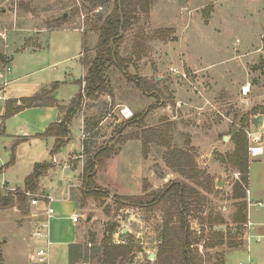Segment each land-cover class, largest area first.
Masks as SVG:
<instances>
[{"label":"rangeland","instance_id":"374dc122","mask_svg":"<svg viewBox=\"0 0 264 264\" xmlns=\"http://www.w3.org/2000/svg\"><path fill=\"white\" fill-rule=\"evenodd\" d=\"M82 5V0H0V54L14 56L15 75L44 69L20 85L30 90V84H46L51 79L59 82L56 98L61 106L77 96L84 76L80 56L84 39L73 28L85 27L88 51L84 56L94 57L100 16L112 10L110 7L100 10L101 14L75 15L73 12ZM64 14L68 22L62 30L45 31L48 24L56 26V19ZM165 30L174 33L161 37L160 32ZM40 31L43 32L39 35ZM38 40L40 49L34 52L32 45ZM120 54L128 62L129 75L155 87L156 94L144 93L118 68L112 67L106 73L112 95L103 94L93 101L84 99L81 111L93 131L88 133L86 126L81 129L79 117L74 116L71 136L74 141L81 139L82 145L80 151V142H77L78 159H70L69 164H76L75 169L82 161L84 166L85 142L94 143L93 151L114 148L115 154L98 165L96 177V185L109 197L100 200L86 197L81 177L75 180L70 174V179L61 170L53 177L41 179L42 188L50 191L55 200L52 206L56 218L50 222L53 245L48 264H69V243L91 242L100 247L111 225L116 230L114 243L123 240L135 249L123 264H155L163 224L168 218L166 207H120L114 197L145 196L177 180L196 187L206 199L199 218H189L190 230L198 243L194 246L198 264H264V207L254 206L250 210V219L255 224L252 234L263 236L261 243L252 242L250 257L247 249H240L244 246L243 226L239 225V235L232 234L238 210L237 201L232 199L233 188L236 182H241L242 175L228 162L235 150L230 132L246 123L244 132L250 147L253 133H261L260 127H263L256 118L261 116L264 125V114L256 118L251 114L256 109L264 111V0H155L150 14L140 15L139 22L126 33ZM72 77L75 82H71ZM248 86L250 91L244 95L243 88ZM125 104L136 108L130 119L121 115ZM69 107L64 109V116ZM136 115H146L144 127L147 128L160 126L163 120L166 124H175L172 146L186 148L194 158L197 168L191 172L192 179L182 177L167 166L164 147L151 144L145 156L144 128L127 125ZM46 117L32 111L28 119L41 124L40 120ZM222 122L228 127L221 129ZM82 131L87 135L84 141ZM263 140L262 133V146ZM51 144V140L36 141L16 147L13 162L12 149L4 153L0 146V156L5 159L7 153L11 155L8 163L14 165L18 160L16 167L0 175V195H4L6 183L21 189L6 191L5 196L24 190L25 179L34 171V164L51 160ZM67 150H62V154ZM249 160L251 177L246 191L264 194V164L256 159L251 162L250 156ZM238 174L240 179L236 177ZM69 180L74 181L70 193ZM219 182L225 185L219 187ZM33 198L35 195L28 196L27 215L17 205L0 211V264H33L26 257L36 229ZM262 199L264 203V196ZM254 200H257L255 195ZM73 213L83 215L76 225L70 219ZM218 234L224 237V244L212 248L210 244L220 240ZM37 245L34 253L42 247ZM259 249H263L262 255L257 257ZM151 254L155 257L151 258ZM78 264L99 263L95 260Z\"/></svg>","mask_w":264,"mask_h":264},{"label":"trees","instance_id":"16d2710c","mask_svg":"<svg viewBox=\"0 0 264 264\" xmlns=\"http://www.w3.org/2000/svg\"><path fill=\"white\" fill-rule=\"evenodd\" d=\"M155 0H82V8L76 9L73 13L101 14L100 10H105L112 7L110 13L106 16H100V25L96 28L98 33V42L95 49L94 57H85L87 49L88 32L85 27L82 28L84 41V53L82 60L83 67L87 70L84 79L79 83L84 84V90L80 91L72 100L66 115L60 123L51 125L43 136L56 138L55 146L51 155L54 156L66 144L69 143L71 137L70 125L74 116L81 111L84 99L96 100L99 96L107 94L112 95L110 89V80L106 76L107 71L112 68H118L122 74L133 82L137 88L144 93H154L155 87L149 86L143 79L133 78L128 73V62L120 54V45L125 38L126 33L132 29L138 22L140 15H149ZM64 14L61 18L56 19V26L48 24V29H63L68 22V18ZM86 24V23H85ZM91 31V30H90ZM90 33V32H89ZM173 30H165L160 32L161 37L173 34ZM10 59L4 54H0V70L9 65ZM58 88L55 84L53 90H44L40 94L32 98L8 101L6 104V114L2 120L9 119L21 113L26 109L41 106H53V93ZM156 94V93H154ZM252 116L256 117L264 114V111L254 110ZM146 115H136L133 119L128 120L127 125L135 124L139 128H144L142 139L144 144V154L147 157L146 150L151 144L167 149L164 160L170 168L178 172L186 179H192L191 172L197 168V164L186 148L172 146V133L176 130L173 123H161L155 128L144 127ZM85 121V126L92 132L91 123ZM246 123H243L241 129H235L230 134L235 146V150L228 157L233 167L242 175L241 182H236L233 188L232 199L237 201L238 210L234 217L236 229L232 231L233 236L240 233V226L247 223V204L246 188L249 185L250 175V160H249V142L244 132ZM6 133L4 124H0V137H4ZM20 142H16L12 147V162L15 160V148ZM94 143L85 142L83 151L87 156L84 163L81 182L83 192L86 197H93L100 200L109 197V194L101 190L96 185L97 168L103 161L111 158L114 154V148L101 147L93 151ZM52 168L51 164L43 163L36 164L34 171L25 180L24 190H17L14 196H0V209H7L13 206L18 207V210L23 215H27L26 211L28 204V195L38 194L39 181ZM16 197V200H15ZM205 197L194 186L183 180L170 182L165 188L159 192H151L145 196H115L114 202L120 207L131 208H149L155 206H165L167 212V220L163 224L162 234L160 238L159 251L156 256L155 264H198L197 255H195L194 246L197 245V240L194 238L190 230L189 218H199V213L205 203ZM17 203V204H15ZM220 224H225L220 222ZM116 233L115 226H108L105 237L100 247L94 246L91 242L88 244H72L69 246V264L91 263L98 261L99 264H123L131 257L135 249L130 242L125 245L114 243L113 238ZM238 233V234H236ZM220 240L217 243H212V248L223 245L224 237L220 234ZM91 244V246H89ZM237 245V243H236ZM197 251V250H196ZM146 264H152L148 262Z\"/></svg>","mask_w":264,"mask_h":264},{"label":"crops","instance_id":"0c3cea01","mask_svg":"<svg viewBox=\"0 0 264 264\" xmlns=\"http://www.w3.org/2000/svg\"><path fill=\"white\" fill-rule=\"evenodd\" d=\"M57 30H62V29H47L45 31L51 32V31H57ZM73 30H78L83 35L82 29L75 27V28H73ZM41 32H43V31H40L39 35L41 34ZM83 39L85 41L84 36H83ZM86 42H87V39H86ZM32 47L33 48L35 47L33 50H34V52H37L40 49L39 48L40 47L39 46V40H38V43H36L35 45H32ZM26 48H28V47H24L23 49L26 50ZM16 52L20 53L23 51L17 50ZM83 53H84V49L82 50V53L80 55L81 57L83 56ZM4 55L6 57H8V59H10L11 61H10L8 66H6L5 68L0 70V124H4L5 130H6L5 136L0 137V146L2 147V149L4 150V153H5V151L6 152L10 151L16 142H20L17 145V148H19L23 144H31V143L36 142V141H50L51 140L52 144H51V148L49 151L50 155H51V152L53 151L54 146H55L56 138L45 137L43 135L51 125L60 123L63 120L64 109L67 108L71 104L72 100L74 99V96L68 101V104H65V102H64V104H62V106H61V104L58 102V100L56 98L57 93L55 91L53 93V98L55 100L53 106H41V107H33L30 109H26V110L22 111L21 113L15 115L14 117H11V118L3 121L2 118L6 114V104L8 101L16 100V101L20 102L21 99L35 97L38 94H40L41 92H43L44 90H47V91L53 90L55 84L59 83V82L52 81V79H51V81H48V83H46V84H41V83L30 84V86H31L30 90L25 89L24 86L20 85L21 82L23 80L29 79L30 77H32L34 75L39 74L44 69H41L38 71L34 70L31 73H29L28 71L21 72L19 75H15L14 67H13L14 56L12 54L10 56H7L6 54H4ZM81 63H82V60H81ZM82 67H83V65H82ZM24 70H25V68H24ZM83 70H84V76L82 77V80L87 74V70L84 67H83ZM71 82H75L73 77L71 78ZM81 90H82V86L80 85V89L78 92H80ZM124 106L130 108L131 111L136 112V108L134 106L126 105V104ZM32 111H37L38 113H40L42 115H47L48 117H46V119L40 120L42 122L41 124H40V122H37V121L30 122L28 119V116H29V113ZM77 117H79V121L81 122V129H82L83 128L82 126H85V116L82 113V111L75 115V118H77ZM261 126H263V127H260L261 133H253V135L256 138H260V135H262V133L264 134V125H261ZM220 127H221V129H224L228 126L226 125V122H222ZM70 130H71V125H70ZM224 139L227 140V137H225ZM77 142H80V151H81L82 140L80 139L79 141H74L72 139V136H71L68 144H66L54 156L51 155V160L47 161L45 163L51 164L52 168L45 176L41 177V179L47 178V177H53L56 175V172L59 170L64 172L65 175H68L67 177H70L71 175H73L75 180H77L79 177H81L82 172H83V168H84V166H82V161L79 163V165H77V167L75 169H74V166H76V164L74 166H73V164L72 165L69 164L70 159L71 160L78 159V157L76 156V153H79L80 151L77 150V147H78ZM263 142H264V140H263ZM256 146H261V148L263 149V154L257 158L251 157V162L253 161V159H256V160H260V162L264 164V158L259 159L260 157H262L264 155V145L262 146V143H261V144H256ZM65 148L68 150L63 155L62 150H65ZM59 156H63V157H59ZM10 157H11V155L9 153H7L5 159L2 156H0V165H1L0 166V175L7 174L11 168H14L17 166V164H18L17 159H16L14 165L11 164L12 162L11 163L7 162ZM81 157H83V155H81L79 158H81ZM36 164H39V163H35L34 166ZM250 168H251V166H250ZM250 177H251V174H250ZM250 177H249V187H250ZM41 179L39 181V192H38V193H40L39 196L40 195L41 196L42 195H51L52 196L50 191L42 188ZM70 179H71V177H70ZM72 184H74V181L69 180V183H68V192L69 193H70V187ZM23 188H25V185ZM16 189H21V188H12L9 186L8 183H6L4 185L5 193H6V191H15ZM249 191H250V196H251L252 201H254V202H261V200L263 201L262 196H264V194H262L260 191L254 190L255 192H252L251 189H249ZM5 193L3 196H5ZM254 195H255V198L257 199L256 201L254 200ZM1 210H6V209H0V211ZM246 213H247V210H246ZM73 214H75V213H73ZM73 214L71 215V217L73 216ZM71 217H70V219H71ZM247 219H248V217H247ZM50 232H51V226H50ZM256 235H258V233ZM259 236H261V235H259ZM262 240H263V236H262ZM31 241H32V244H28V250L26 252L27 261L29 263H33L31 261L33 255L35 254L33 252V250L35 249V247H38L37 243L33 239H31ZM77 243H79V242H74V243H69V244L72 245V244H77ZM242 248L247 249V252H248L249 257H250L251 248H248L247 244H245V243H244V246H240V249H242ZM235 250H239V249H235ZM262 250L263 249H259L256 252L255 256L260 257L262 255ZM240 263H242V262H239V264Z\"/></svg>","mask_w":264,"mask_h":264},{"label":"built area","instance_id":"2783aa9c","mask_svg":"<svg viewBox=\"0 0 264 264\" xmlns=\"http://www.w3.org/2000/svg\"><path fill=\"white\" fill-rule=\"evenodd\" d=\"M83 31V30H82ZM176 73H180L178 69H173ZM185 78L187 77L186 74H182ZM250 91V86L243 88V94L247 95ZM121 115L125 119H130L133 116L132 111L126 107L123 106L121 109ZM252 136V135H251ZM87 135L84 131H82V139H86ZM253 145L249 147V154L250 157L257 158L263 154V149L261 146H256V144H261L260 138H256L254 136L253 138ZM237 179L239 178V174L236 175ZM28 196L32 197L33 194L27 193ZM35 198L32 199L31 205L34 208V214L33 217L36 221V229L33 233L34 241L37 244H42V247H39L35 254L33 255L31 261L33 264H48L49 261V251L50 247L53 245V242L51 241V232H50V222L52 219L55 218V210L53 208L54 198L51 195H42L38 196L36 194ZM245 202L247 204V223L243 225V242L247 244L248 248H250V245H252V242L261 243L262 236L254 235L252 234V230L254 228V223L250 220V210L252 207L257 206L259 208L264 207L263 202H254L251 200L250 191L249 189L246 191V199ZM83 217V215L79 213L73 214L71 217V220L76 225L79 223V220ZM199 227V225H198ZM199 229V228H198ZM196 229L198 233H200V230ZM117 244L119 245H125L126 242L123 240H117ZM91 246V245H90ZM240 264H254L253 262L249 263H240Z\"/></svg>","mask_w":264,"mask_h":264},{"label":"water","instance_id":"95a60500","mask_svg":"<svg viewBox=\"0 0 264 264\" xmlns=\"http://www.w3.org/2000/svg\"><path fill=\"white\" fill-rule=\"evenodd\" d=\"M65 17H67V15H65ZM256 122L258 124L262 125L263 124V118L261 116L257 117L256 118ZM218 185H219V187H223L225 185V183L224 182H219ZM88 221H90V218L88 219ZM153 257H155L154 254L151 255V258H153Z\"/></svg>","mask_w":264,"mask_h":264}]
</instances>
